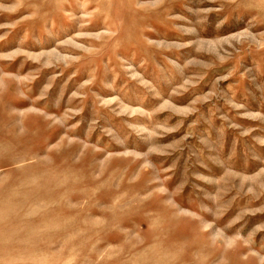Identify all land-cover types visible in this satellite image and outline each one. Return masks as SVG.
Masks as SVG:
<instances>
[{
  "label": "rangeland",
  "instance_id": "rangeland-1",
  "mask_svg": "<svg viewBox=\"0 0 264 264\" xmlns=\"http://www.w3.org/2000/svg\"><path fill=\"white\" fill-rule=\"evenodd\" d=\"M0 264H264V0H0Z\"/></svg>",
  "mask_w": 264,
  "mask_h": 264
}]
</instances>
